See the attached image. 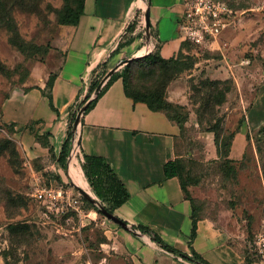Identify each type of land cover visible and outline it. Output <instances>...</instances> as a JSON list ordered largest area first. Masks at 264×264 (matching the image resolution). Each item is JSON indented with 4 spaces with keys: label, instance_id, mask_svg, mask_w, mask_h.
I'll return each instance as SVG.
<instances>
[{
    "label": "rangeland",
    "instance_id": "rangeland-1",
    "mask_svg": "<svg viewBox=\"0 0 264 264\" xmlns=\"http://www.w3.org/2000/svg\"><path fill=\"white\" fill-rule=\"evenodd\" d=\"M79 1L0 0V105L28 76L31 65L45 61L66 29L62 17L77 8ZM222 1L233 10L234 22L222 33L219 44L212 46L215 50L212 44H190V54H182L177 64L161 70L158 63L134 64L131 91L158 97V106L171 105L169 113L182 123L177 155L197 216L211 218L221 227L230 225L245 242L250 259L260 264L264 257L256 242L264 229V120L248 125L250 147L242 160L233 162L229 151L237 129L251 121L242 113L255 103L264 86V0ZM222 43L228 59L251 61L235 68L239 84L232 78L207 76L202 63L198 70L204 67L203 72L196 74L202 57L222 56L217 50ZM110 72L100 70L93 78L101 82L100 89L109 81L104 82ZM229 89L227 101L220 105L217 93ZM80 104L69 121L72 139L64 152L65 165L59 161L64 151L59 144L56 149L35 143V153L28 154L20 131L0 122L1 264L102 263L101 244L107 231L118 224L98 213L99 200L79 181L80 153L70 154L78 145V116L85 112L86 104L81 108ZM74 183L92 199H86ZM50 186L69 191L80 212L73 208L64 214L49 212L33 195L36 188Z\"/></svg>",
    "mask_w": 264,
    "mask_h": 264
},
{
    "label": "crops",
    "instance_id": "crops-1",
    "mask_svg": "<svg viewBox=\"0 0 264 264\" xmlns=\"http://www.w3.org/2000/svg\"><path fill=\"white\" fill-rule=\"evenodd\" d=\"M186 2L85 0L79 24L66 25L45 61L31 65L17 90L2 101L0 122L20 131L28 154L35 153V143L51 148L59 144L62 148L73 109L87 97L100 70L119 73L130 61L152 53L157 43L159 56L166 60L191 53L192 43L185 40L180 27ZM219 42L211 43L210 48ZM223 45L217 48L222 56L217 53L199 60L196 74L206 67L211 78L237 82L235 68L251 61L228 59ZM201 63L204 67L198 70ZM52 75H56L51 91L55 109L47 97ZM94 98L95 92L87 102ZM244 114L254 122L245 123L236 132L230 151V158L236 162L248 154V125L264 120V86ZM77 135L82 163L85 156L103 158L129 193L113 213L127 223V228L118 225L107 231L108 237L101 244V264H187L185 260L201 264L195 255L208 264H258L250 259L245 242L236 237L230 225L221 227L211 218L200 217L192 238L193 202L181 179L165 174L166 164L181 157L177 155L181 128L165 111H153L148 104L129 97L122 78L114 80L96 104L83 113ZM78 174L83 188L88 187L98 199L83 164ZM155 235L187 257L166 250L155 241Z\"/></svg>",
    "mask_w": 264,
    "mask_h": 264
},
{
    "label": "trees",
    "instance_id": "trees-1",
    "mask_svg": "<svg viewBox=\"0 0 264 264\" xmlns=\"http://www.w3.org/2000/svg\"><path fill=\"white\" fill-rule=\"evenodd\" d=\"M84 11H85V0H80L77 8L69 9L67 11V13L62 17L63 24H65V25H78L80 22L81 16L84 14ZM159 46H160V44L157 43L156 48L152 53H150L149 55L134 59L133 61H130L121 72L113 74L111 76V78L109 79V81L106 83V85L102 89L99 90L97 96L94 99L87 102L89 100L91 94L93 92H95L96 89H99V87H100L101 82H99L97 80H93V82L89 88V94L81 103V106L86 104L84 113H86L88 110H90L96 104L98 99L102 96V94L106 91V89L109 87V85L114 80H116L118 78H122L123 83H124V87H125V92L129 97H131L135 102H143V103L148 104L149 107L153 111H165L171 119H173L174 121H176L179 124V126L182 130L181 121L178 120L177 118H173L171 116V114L169 113L170 108H171V105L169 103H163L162 105L158 106L156 104V98H158V97H156V98L154 96L146 97L145 95H143L141 93L138 94V93H134L131 91V85L132 84H131L130 70L134 64L139 63L141 66H145L143 63L149 62L150 64H148V65L153 66L154 64L158 63V64H160V70H161V69L168 68L171 65L178 63L177 59L182 54L178 58H173V59H168V60L163 59L158 54ZM55 78H56V75H52L49 82H48V85H47V97L49 98L51 106L53 109H55V106L53 103L51 91H52V87L54 85ZM213 84H216V83H213ZM230 91H231V89H229L227 92H218L217 93L218 103L220 105H223L227 101L226 94L229 93ZM239 129H240V127L237 129V131ZM213 131L216 133L218 132L216 129ZM235 135H236V133H235ZM235 135H234V138H235ZM71 139H72V134L69 133V130H68V138L66 139V141L63 145L64 151L62 153V156L59 158V161L63 165H65V161L67 158V153H64V152H66V150H67L66 148L68 147ZM231 147H232V145H231ZM231 147H230V151H231ZM230 151H229V157H230ZM233 162L237 163L235 160H233ZM83 169L85 171L86 176L89 178V180L91 182V186L93 188V191L98 196V199H99L101 206L106 208L109 212L114 213V208L117 206H120L129 198V193L126 191L123 184L121 182H119V179L116 177V175L114 174L111 167L106 163V161L103 158L85 156V161L83 163ZM165 174L167 177L178 176L181 179L182 185H183L182 164H181L179 158H177L174 161H170L166 164ZM183 188L185 190L184 185H183ZM185 192H186V190H185ZM85 202H87V201L85 200ZM193 207H194V204H193ZM97 210H98V213H100V214L102 213L101 210H99V209H97ZM194 212H195V207H194ZM198 218H200V217L197 216V214L195 212L194 219H193L194 225H193L192 238L195 237L196 232H197ZM154 239L156 242L161 244V246H163L166 250L173 252V253H177L184 258L187 257V255L177 251L176 249H174L171 246L164 243L163 240L159 236L155 235ZM195 256H196L195 259L197 261H200L201 264H208L207 262L202 261L200 259V257H198V255H195Z\"/></svg>",
    "mask_w": 264,
    "mask_h": 264
},
{
    "label": "built area",
    "instance_id": "built-area-1",
    "mask_svg": "<svg viewBox=\"0 0 264 264\" xmlns=\"http://www.w3.org/2000/svg\"><path fill=\"white\" fill-rule=\"evenodd\" d=\"M232 16L233 10L224 1L187 0L185 15L180 25L181 31L185 40L192 44H211L217 42L222 33L234 22ZM77 151L78 146L74 144L72 156L74 153L77 155ZM33 196L44 203L49 212L64 214L68 213L70 208L77 213L80 212L78 202L62 186L38 187ZM258 239L256 245L264 257V229ZM184 262L190 264L186 260Z\"/></svg>",
    "mask_w": 264,
    "mask_h": 264
},
{
    "label": "water",
    "instance_id": "water-1",
    "mask_svg": "<svg viewBox=\"0 0 264 264\" xmlns=\"http://www.w3.org/2000/svg\"><path fill=\"white\" fill-rule=\"evenodd\" d=\"M146 25L147 27L149 26V13L146 14ZM114 71L110 72L108 74V76L105 78L104 82L107 81L108 79L111 78V76L113 75ZM101 88V85L98 89V92ZM98 93H95V97L97 96ZM78 118H81V115L78 116ZM72 150L73 148L71 149V152L70 154H72ZM74 187L76 189H78V191L86 198V199H92L91 195L85 191L83 188H81L80 186L76 185L74 183ZM97 205H99V203H96ZM100 209H101V212L103 213V215H105L108 219H110L111 221L115 222L116 224L124 227V228H127V223L124 222L123 220H121L120 218H118L117 216H115L113 213L109 212L106 208H104L103 206L99 205ZM137 232V231H136Z\"/></svg>",
    "mask_w": 264,
    "mask_h": 264
}]
</instances>
